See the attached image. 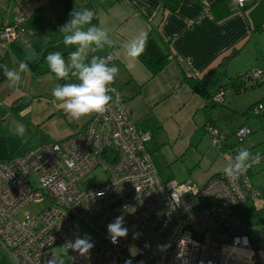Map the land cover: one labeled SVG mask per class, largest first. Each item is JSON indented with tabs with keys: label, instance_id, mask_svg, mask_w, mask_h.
Returning <instances> with one entry per match:
<instances>
[{
	"label": "crops",
	"instance_id": "0c3cea01",
	"mask_svg": "<svg viewBox=\"0 0 264 264\" xmlns=\"http://www.w3.org/2000/svg\"><path fill=\"white\" fill-rule=\"evenodd\" d=\"M84 8L93 12L95 27L107 37L102 47L85 49L84 62L114 54L108 64L119 68L113 84L127 101L136 126L151 134L146 148L160 178L202 186L233 163L230 153L236 148L259 154L261 159L252 164L249 177L260 191L262 207L247 203L244 217L251 222L246 214L260 212V219L251 225L264 226V109L258 115L250 113V107L264 105V91L251 96L247 89L236 93L225 86L254 71L262 77L254 87L264 88V0H245L242 8L232 0H0V27L23 19L20 36L0 47V162L69 136L93 115L74 120L51 94L57 84L78 83L77 77L62 83L52 73L35 75L19 69V53L33 61L56 51H76V45L63 43L65 33L55 37L54 27L61 29L70 22V12ZM150 32L157 33L170 53L154 75L139 59L128 57L125 47ZM3 65L16 71L20 81H9ZM185 77L200 81L209 93L225 87L229 107L222 110L227 115L224 126L216 107H225V102L211 110L212 122L228 133L222 146L208 131L205 98ZM241 126L251 133L237 144L233 134ZM252 241L264 251V241L257 242L253 234Z\"/></svg>",
	"mask_w": 264,
	"mask_h": 264
},
{
	"label": "built area",
	"instance_id": "2783aa9c",
	"mask_svg": "<svg viewBox=\"0 0 264 264\" xmlns=\"http://www.w3.org/2000/svg\"><path fill=\"white\" fill-rule=\"evenodd\" d=\"M232 2L242 8L245 0ZM22 20L0 27V47L20 36ZM96 58L108 66L114 54ZM108 95L107 111L93 114L82 129L0 162V248L7 258L13 264H48L53 259L61 264L52 249L62 244L71 256L69 264H264V251L252 241L254 227L244 217L247 203L262 207L250 167L234 180L224 172L215 174L202 186L162 180L146 148L151 134L136 126L113 83ZM226 95L221 87L210 102L223 104ZM262 109L264 105L256 104L250 113L258 115ZM208 131L222 146L228 133L212 126ZM250 133L241 126L233 135L240 144ZM239 152L230 153V166ZM96 167L106 173L105 182L80 188L79 181ZM41 202L46 205L37 213L26 209ZM117 216L124 217L128 234L113 244L107 226ZM146 228L160 238L155 248L140 239ZM134 233H139L135 239ZM86 236L94 244L86 255L67 247Z\"/></svg>",
	"mask_w": 264,
	"mask_h": 264
},
{
	"label": "clouds",
	"instance_id": "9594fccd",
	"mask_svg": "<svg viewBox=\"0 0 264 264\" xmlns=\"http://www.w3.org/2000/svg\"><path fill=\"white\" fill-rule=\"evenodd\" d=\"M72 18L66 23L61 31L65 33L63 43L65 45H76L77 50L70 53V65L66 66L65 59L60 51L50 53L47 57L49 69L55 74L57 80H64L71 74L78 79V83L57 84L52 89V96L55 101L60 102L64 112L74 120H80L83 117H88L92 114H104L112 97L108 95L110 85L114 82L115 77L119 73V68L115 65L109 67L105 59L93 57L90 63L84 62V53L90 45L102 47V41H106V32L103 29L95 26L83 30V26L90 24L93 19V12L84 8L82 10H73L69 14ZM79 26V27H78ZM147 34L142 33L140 38L126 45L127 55L130 58L138 59L146 49ZM5 76L13 84L20 81L21 77L16 71L8 70L7 65H3ZM20 72H28L27 63L19 64ZM20 134H23L25 129L20 126L18 129ZM58 150V149H57ZM236 163L224 169L225 175L234 180L238 176L246 173L248 168L259 162L261 159L259 154L253 155L247 150L239 152L236 156ZM251 160L250 163L246 161ZM124 217L117 216L114 222L108 224L107 230L110 241L113 244L118 243L120 238H126L128 229L123 224ZM139 233H134L133 238H137ZM79 255H86L94 244L90 242V237L83 239L77 238L74 243L67 245ZM161 249L167 246H158ZM48 264H55V260H50ZM62 264V262H61ZM126 264H131V261H126Z\"/></svg>",
	"mask_w": 264,
	"mask_h": 264
},
{
	"label": "trees",
	"instance_id": "16d2710c",
	"mask_svg": "<svg viewBox=\"0 0 264 264\" xmlns=\"http://www.w3.org/2000/svg\"><path fill=\"white\" fill-rule=\"evenodd\" d=\"M95 19H92L90 24H87V28L95 26ZM63 32L61 31L60 28L57 26L54 27V34L55 37H59ZM20 63L23 61L27 63L28 69L30 70L31 73L35 75H41V74H46V73H52L49 69L46 57L48 55H43L36 60L30 61L27 58H25L22 54H18ZM66 66L68 65V58L70 57L69 52L62 53ZM170 53L168 50L167 45L162 47L161 44L159 43V36L157 35L156 32H150L147 35V45L146 49L143 52V54L138 58L150 71L152 75L157 74L162 70V68L165 66V64L168 62V57ZM71 69L69 72V76L64 79L60 80V82L65 83L66 81L70 80L72 77H74L71 74ZM54 74V73H52ZM55 75V74H54ZM258 75V74H257ZM245 77V78H244ZM186 78V77H185ZM186 80L188 83L192 86L194 90L199 92L201 95L206 100V114H207V119H208V126L216 127L214 122H212L211 119V110L216 106L215 104H212L210 102V97L214 93H209L206 92L201 85L200 81L195 80L193 78L187 77ZM259 81L257 80V77L251 76L249 73H243L242 75H239L235 77L234 79L230 80L228 84L225 86H229V88H232L234 92L239 93L243 90L248 89L249 87H254L258 85ZM225 89V87H223ZM219 89V88H218ZM227 96V95H226ZM251 108V107H250ZM0 264H12V262L7 258L5 254L0 255Z\"/></svg>",
	"mask_w": 264,
	"mask_h": 264
},
{
	"label": "rangeland",
	"instance_id": "374dc122",
	"mask_svg": "<svg viewBox=\"0 0 264 264\" xmlns=\"http://www.w3.org/2000/svg\"><path fill=\"white\" fill-rule=\"evenodd\" d=\"M254 71H249V72H246V73H253ZM257 80L260 81V79L262 78L260 75H257ZM261 91H264V88H261L260 90L257 89V87H254V88H248L247 89V92H249L248 94L253 96L255 93L256 94H260ZM264 93V92H262ZM227 94V92H226ZM228 95H230L228 93ZM248 96V95H247ZM227 100V96H226V99H225V107H216L217 110L221 111V119H220V122L221 124L223 125V123L225 122L224 118L227 117L226 114H224L222 112V110H228L226 109V107H229L228 106V102L226 101ZM233 114V113H232ZM234 116H241V115H238V114H234ZM224 117V118H223ZM226 123H227V120H226ZM224 126V125H223ZM251 130V129H250ZM107 178V175L106 173L102 170L101 167H96L94 168L93 170H91L88 174H86L78 183V186L80 188H87V187H91V186H95V185H98V184H101L103 182H105ZM30 182L32 184H35V180L34 178H30ZM46 205L45 202H41V203H38L36 205H29L26 207V209L32 213H37L38 211H40L42 208H44ZM245 211H247V208H245ZM260 212H257V213H252V215L250 213H247L246 216H248L249 220L251 222L255 221V220H259L260 219V216H257L259 215ZM251 222H249L250 224H252ZM253 225V224H252ZM255 227V232H253V238L258 242V241H264V226H262L261 224H255L254 225ZM141 240H145V239H148L150 241V247L151 248H155L159 241H160V238L159 236L155 233V231H153L151 228H146L143 230L142 234H141ZM260 247H262L261 245H259ZM258 246V247H259ZM1 254H4V251L2 250V248H0V255ZM52 254L54 256V258L58 261V262H62V264H69L71 262V256L68 254V252L66 251V249L64 248V246L62 244H57L53 247L52 249Z\"/></svg>",
	"mask_w": 264,
	"mask_h": 264
}]
</instances>
